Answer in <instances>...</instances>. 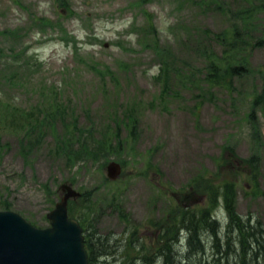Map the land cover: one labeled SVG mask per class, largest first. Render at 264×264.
<instances>
[{
  "label": "rangeland",
  "instance_id": "374dc122",
  "mask_svg": "<svg viewBox=\"0 0 264 264\" xmlns=\"http://www.w3.org/2000/svg\"><path fill=\"white\" fill-rule=\"evenodd\" d=\"M64 1L72 15L53 0H0V55L25 63L0 60V210L47 227L65 182L81 192L69 206L99 250L92 264L223 263L226 239L239 238L229 229L225 185L235 190L242 221L264 228V45L250 50L248 71L232 84L207 94L192 84L204 63L200 50L224 49L205 30L238 23V11L229 12L249 0H213L222 9L204 0ZM256 17L264 27V10ZM40 22L61 25L77 53L56 35L41 38V28L29 33ZM156 39L173 52L176 70L160 75L148 46ZM104 134L110 142L101 140L102 149L96 142ZM118 159L123 171L110 180L106 164ZM213 217L220 219L215 248ZM193 226L203 246L195 252ZM239 259L264 264L247 251Z\"/></svg>",
  "mask_w": 264,
  "mask_h": 264
},
{
  "label": "trees",
  "instance_id": "16d2710c",
  "mask_svg": "<svg viewBox=\"0 0 264 264\" xmlns=\"http://www.w3.org/2000/svg\"><path fill=\"white\" fill-rule=\"evenodd\" d=\"M136 1L141 2V0H136ZM212 2L213 0H204V3H210L214 9L216 8L222 9L221 7H217ZM53 3L63 13L66 12L67 15H72L69 4H67L64 0H53ZM246 6H247L246 8L229 12L230 15H233L235 14L236 11H238L237 15H240L241 18L240 20H238V23L232 24L231 26H229L228 28L224 29L219 33H212L210 31L205 30L206 38L218 40L223 44L224 47L220 55L216 54L214 51L211 50H200L199 52V54H204V63L201 68H196L195 71L196 74L194 73L195 75H193L194 83L192 85L198 88H202L204 90V93L206 94H207L206 89L210 93L211 88L222 87V86L225 87L227 84H232V80L234 77H241L245 75L246 71H248L247 58L251 53L250 50L255 47H260L264 45V27L263 25L261 26L260 23H259V27L257 26V17H256V14H259L261 11L264 10V1L249 0ZM251 17L252 20L250 22ZM152 32L153 30L151 31V34H153ZM254 32H257L258 35L253 36L252 33ZM138 33L142 38L144 37V33L141 29L138 30ZM148 46L154 50L157 61L159 62V64L161 63L159 65L160 75L166 73V70L170 67H174L175 70L177 69V66H174L175 56L171 50L165 48V46L159 45L158 40L152 44H148ZM27 53L28 50L24 49V54ZM18 59L22 60L23 57L22 56L18 57V54L15 53H11V55H7V56L0 55V60H3L5 64L8 62L15 63L17 66L18 63L20 62L25 64L24 61H20ZM177 63L187 65V61L183 62L177 60ZM107 68L111 70L108 66ZM172 71L174 72V70ZM262 78L264 80V74L262 75ZM168 87H169L168 85L165 86V90H164L165 92H167L166 90ZM202 101H200V104L202 103ZM46 113H47V109H45L44 116L46 115ZM126 118H127L126 120L127 126L130 127L129 130L131 131V133H134V131H132L131 122L133 120V123H135L136 121L135 118L132 119V115L130 113L126 115ZM40 133L41 131L35 132L33 139L32 140L29 139L27 141V145L28 144L31 145L32 142ZM103 136L104 138L97 140L96 144H98L97 147L105 149L104 142L102 141L110 142V140L106 136V134H104ZM113 137H117L116 132H115V136L113 135ZM116 145L119 148H121L122 143L118 141ZM2 151L3 149L0 147V152ZM24 153L29 154V151L28 150L24 151ZM107 155H108L107 153H103L102 156L106 157ZM105 161L106 158L103 160V162H99L98 163L99 167H102ZM224 191H225L224 198L226 201L227 214L230 222L229 229L230 230L233 229V232L238 231L239 238L237 241H233L232 244L230 242V237L226 239L225 242L226 249L224 250V252L228 253V256L224 257L225 260L223 263H220L219 261L220 259H217L215 264H246L245 259L243 260L239 259L238 261H236L238 259V255L243 251H247L252 254L253 258L257 256L259 257L262 256V254L264 253V242L263 240H260L259 237H261L264 228L262 227L260 222H258V225L260 226L259 229L258 227L255 228L253 226H250L247 220L242 221V218L240 217L239 214L236 213L234 207L235 190L232 188L231 185H225ZM68 211L70 217L78 218V221L84 230L83 243L86 252L88 254V264H92V259L99 254V250L96 245L92 244L91 240L88 238V235L85 234L87 228L85 227V222L83 221L84 219L82 218V216L77 214V212L74 211L71 205L68 206ZM213 219L215 221L214 220L211 221L212 224L208 223L207 226L210 228L211 236L215 239L212 241V246L215 248V245H217V242H219L218 241L219 237H218V232L214 231V228H216V226L220 224V219L216 217H213ZM214 224H216V226ZM245 230H247V234H244ZM240 236H242V240H240ZM243 240L244 243H242ZM189 245L190 246L192 245V248L190 249V251L192 252L203 249V246L200 242V238L198 236V228L196 226H193V232L190 235Z\"/></svg>",
  "mask_w": 264,
  "mask_h": 264
},
{
  "label": "water",
  "instance_id": "95a60500",
  "mask_svg": "<svg viewBox=\"0 0 264 264\" xmlns=\"http://www.w3.org/2000/svg\"><path fill=\"white\" fill-rule=\"evenodd\" d=\"M121 167L111 161L106 166L109 179H116ZM63 194L46 217L47 228H37L19 214L0 211V264H87L81 228L68 217L67 203L80 193L71 184L61 183Z\"/></svg>",
  "mask_w": 264,
  "mask_h": 264
},
{
  "label": "bare ground",
  "instance_id": "6f19581e",
  "mask_svg": "<svg viewBox=\"0 0 264 264\" xmlns=\"http://www.w3.org/2000/svg\"><path fill=\"white\" fill-rule=\"evenodd\" d=\"M259 239L260 240H263V242H264V231H262V234H261V237H259ZM263 252V251H262ZM264 255H262V257H263Z\"/></svg>",
  "mask_w": 264,
  "mask_h": 264
}]
</instances>
